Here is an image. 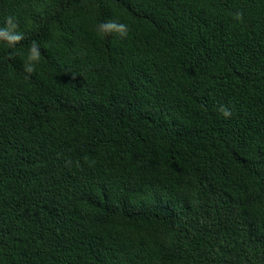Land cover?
<instances>
[{"label":"trees","instance_id":"1","mask_svg":"<svg viewBox=\"0 0 264 264\" xmlns=\"http://www.w3.org/2000/svg\"><path fill=\"white\" fill-rule=\"evenodd\" d=\"M0 264H264V0H0Z\"/></svg>","mask_w":264,"mask_h":264},{"label":"clouds","instance_id":"2","mask_svg":"<svg viewBox=\"0 0 264 264\" xmlns=\"http://www.w3.org/2000/svg\"><path fill=\"white\" fill-rule=\"evenodd\" d=\"M239 18V15L237 16ZM101 28L105 31H116L118 32L122 37L125 36L128 32V26L126 24L122 23H116V22H108L104 25H101ZM39 58V52L36 48H33L30 52L29 59L30 60H37ZM28 72L33 71L31 67L26 69Z\"/></svg>","mask_w":264,"mask_h":264}]
</instances>
